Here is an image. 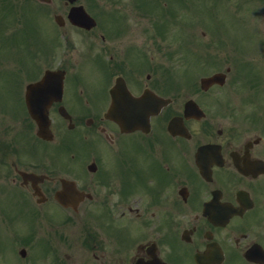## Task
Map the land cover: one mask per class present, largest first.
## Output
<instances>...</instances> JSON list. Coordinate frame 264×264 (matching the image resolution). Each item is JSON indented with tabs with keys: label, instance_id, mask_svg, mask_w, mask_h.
I'll return each mask as SVG.
<instances>
[{
	"label": "flooded vegetation",
	"instance_id": "af4514ba",
	"mask_svg": "<svg viewBox=\"0 0 264 264\" xmlns=\"http://www.w3.org/2000/svg\"><path fill=\"white\" fill-rule=\"evenodd\" d=\"M54 2L66 19L84 7L97 27L62 19L88 47L43 52L24 89L30 61L0 52V264H264V51L207 52L218 83L193 80L182 95L178 52H142L151 0ZM259 7L230 1L224 19L262 39ZM47 70L65 78L52 141L37 136L26 99ZM123 86L159 110L146 129L108 117L129 103ZM65 182L79 191L74 207L56 199Z\"/></svg>",
	"mask_w": 264,
	"mask_h": 264
},
{
	"label": "rangeland",
	"instance_id": "374dc122",
	"mask_svg": "<svg viewBox=\"0 0 264 264\" xmlns=\"http://www.w3.org/2000/svg\"><path fill=\"white\" fill-rule=\"evenodd\" d=\"M13 1L15 2L14 5L9 0H1L0 2V19L5 29L8 30L4 32V40L0 44V52H18L19 62H17V66H22L20 52H31L34 57V52L37 53L41 50L39 44L42 47L49 48L48 43L52 39L54 40L53 36H58L59 33L57 28L54 27L55 25L43 24L42 18H39L37 14L32 13L26 8L28 5L27 0ZM225 1L227 0H161V4H159V2L156 3L154 0H151L152 5L155 6L153 13L160 18V32L162 36L154 40L151 38V35L146 34L144 39L140 40L142 52H179L176 78L182 87L194 80L195 77L204 75V72L208 69L214 72L216 68L210 69L213 64L208 62L207 58L209 55L207 52H223L225 49L233 48L229 41L228 45L223 43L224 47L222 49L218 46L220 41L223 42L220 39L224 35L222 33L223 26H227L224 24L226 20L223 15V12L225 13L227 9ZM34 4L37 3L34 2ZM44 7L48 8L47 14L50 21L54 15L63 13L61 5L57 2H54L51 6ZM241 13L242 16L248 15L244 10ZM172 15L174 18L171 17ZM257 15V24H262L264 21V11L259 8ZM172 19L176 20L171 28L170 23L168 24L167 21H172ZM144 26L149 30L150 24L146 22ZM171 30L175 31L173 35L170 32ZM72 31L69 32V35L74 45L72 44L69 52H72L74 49L82 52L85 49V45L82 43L83 40L80 34ZM240 31L241 28L238 27L237 32L240 33ZM241 32L244 31L242 30ZM232 34L234 36V33ZM0 37H2V34ZM77 41H80V44ZM237 42L242 43L244 46L247 43L243 44L242 41ZM136 43L138 44V42ZM254 43L255 45H253ZM56 44H58V40L53 45ZM250 47L253 49H264V41L255 40L251 43ZM200 57H206L204 63L209 64L207 68L197 65L202 62L199 59ZM27 66L31 68H25L21 72H24V81L20 80L22 87L25 83L31 81L37 72L39 73L37 61L30 62ZM187 93L182 95H187Z\"/></svg>",
	"mask_w": 264,
	"mask_h": 264
},
{
	"label": "water",
	"instance_id": "95a60500",
	"mask_svg": "<svg viewBox=\"0 0 264 264\" xmlns=\"http://www.w3.org/2000/svg\"><path fill=\"white\" fill-rule=\"evenodd\" d=\"M71 1H75V0H71ZM80 10H82V9H80ZM83 16H84V19L82 18V20L79 22L80 23L79 25H81L83 27H90V25H93L92 19L87 14H84ZM71 17H74V14H71ZM50 75L51 74H48L44 81H47ZM39 86H43V85H38L36 87H39ZM135 115L136 114H134L133 116H135ZM39 122H40V120H39ZM121 125L123 127H125V128H128V129H133V128H136V127H140L139 126L140 125L139 124V119L136 116L133 119H131V118L129 119L128 118V119L121 120Z\"/></svg>",
	"mask_w": 264,
	"mask_h": 264
}]
</instances>
